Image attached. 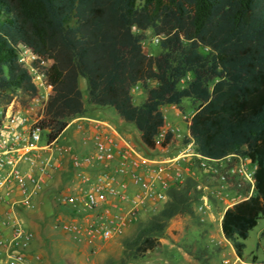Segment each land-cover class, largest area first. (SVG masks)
Instances as JSON below:
<instances>
[{
	"label": "trees",
	"instance_id": "obj_1",
	"mask_svg": "<svg viewBox=\"0 0 264 264\" xmlns=\"http://www.w3.org/2000/svg\"><path fill=\"white\" fill-rule=\"evenodd\" d=\"M148 31L159 38L156 55L142 45ZM21 48L53 61L39 124L49 144L86 112L80 78L88 105L112 108L144 149L163 127L161 106L184 113V101L195 105L186 142L196 153L211 160L238 154L256 165L253 196L226 208L220 221L224 240L244 258V241L264 218V0H0V107H25L37 94L18 61ZM136 86L146 95L139 106ZM196 185L188 177L170 188L159 210L136 223L121 242V264L155 251L174 218L200 224ZM178 247L205 264L204 247Z\"/></svg>",
	"mask_w": 264,
	"mask_h": 264
},
{
	"label": "built area",
	"instance_id": "obj_2",
	"mask_svg": "<svg viewBox=\"0 0 264 264\" xmlns=\"http://www.w3.org/2000/svg\"><path fill=\"white\" fill-rule=\"evenodd\" d=\"M155 41H159L156 36ZM142 45L144 47V41ZM18 61L27 69L37 94L25 107L13 102L0 107V191L16 185L22 195L20 203L29 205L25 182L29 180L35 192L40 189L41 180L30 173L23 174L19 165H32L34 154L49 151L53 145L48 143L47 131L39 126L46 100L52 94L46 70L53 61L28 48H21ZM93 123L96 129L102 126L99 121ZM176 131L170 126L161 127L149 151L112 129L109 134L98 132L93 152L71 159L72 168H94L98 172L93 187L84 194L64 192L59 197L60 207L72 213H87L94 220L84 227L73 223L64 229L83 235L90 242L119 236L129 224L138 220L145 203H151V208L155 209L158 203L167 201L170 188L182 185L188 177L195 179L196 173L233 193L228 198L231 202L228 207L253 196L256 165L248 157L231 154L221 160H211L196 153L192 141L172 153L165 147L173 145L178 137ZM191 170L193 174H188ZM128 181L138 188L133 196L129 194ZM245 186L248 188L246 194L241 191ZM2 200L4 198L0 197ZM31 238L30 233L17 225H13L8 237L0 235V264H27Z\"/></svg>",
	"mask_w": 264,
	"mask_h": 264
},
{
	"label": "crops",
	"instance_id": "obj_3",
	"mask_svg": "<svg viewBox=\"0 0 264 264\" xmlns=\"http://www.w3.org/2000/svg\"><path fill=\"white\" fill-rule=\"evenodd\" d=\"M136 89L142 90L140 86H136L132 89V91ZM171 108L176 110L177 113L181 115L179 110L174 106H171ZM85 109L86 112L83 116H78L70 120L67 125V127L69 125H73L75 127L74 133L71 136V139L74 142L73 146L70 145L66 148L60 147L57 149L60 155L68 152V166L63 168V164H61L59 159H55L54 163L51 162L52 158H50V154L52 147L49 151H40L39 153L34 154V162L32 165L30 163H21L19 165V170L23 174L30 173L37 180H41L40 189L35 192H33L34 185L30 183L29 180H26L25 182V188L27 190V194L29 195V205H23L20 203L22 195L19 193L16 185H11L9 188H3L0 191V197L4 198V200L0 201V235L8 237L13 225L19 226L26 233H30L32 235L27 248V264H51L52 262L57 264L59 262L62 264H77L75 261L77 258L75 253L65 248L66 245L69 247L70 244H72V242L75 240L79 243L77 246L78 252L84 260L79 261V264H104L107 259H111L113 257H118L119 259L123 256V248L121 245L122 240H116V238L119 236H115L104 242H90V240L85 236L76 235L64 229L66 225L73 223L80 227H84L87 225V223H90L94 220L87 213H72L69 209L59 206V197L61 193L67 192L70 194H84L93 187L98 176V172L95 171L94 168H72V157H81L87 153H92L95 147L98 132L109 134L112 129L119 136H123L131 140V136L119 133L115 126L108 120V118L104 116H94L98 114L105 115V108L85 105ZM190 117L191 115L186 120L187 134ZM96 121H99L102 124V126H100L98 129H96L94 126L95 124L93 123ZM119 123H123L120 118ZM104 124L108 125L111 129L107 128ZM136 139L138 143H140L141 140L139 133ZM56 144L57 141L53 143V145ZM184 146L185 145L181 142V138L177 137L173 141V145L171 144V146L165 147V149L172 153H176V151L183 149ZM148 149L150 148H146V150ZM187 173L193 174L192 170L191 172L188 171ZM128 189L131 196H133V194L137 193L138 191V188L131 185L129 181ZM40 192L49 194L57 192V199L53 200L52 203L56 210L58 208L62 211L57 212V215L54 216L53 221L47 222L41 215L30 214L29 216L27 215L29 217L28 219H23L21 218L22 214H19V212H16V215L11 216L13 209L24 212L27 208L32 207V198L37 196ZM6 193H8L7 196L5 195ZM161 204L162 203H158L157 205ZM151 210H153L151 208V203H145L141 209V212L139 213L138 220L129 224L127 227L137 223L140 220V215H143ZM55 229L59 233L54 232ZM55 243L62 245V249L58 252V254L53 251L52 245ZM118 244L119 254L114 255L116 249L112 250V246L116 247ZM164 244V241L160 239V246L155 251L163 247ZM43 245L48 247V254L51 259L50 261L52 262L45 260L44 253L42 251ZM172 247H174V245L169 243V248Z\"/></svg>",
	"mask_w": 264,
	"mask_h": 264
},
{
	"label": "rangeland",
	"instance_id": "obj_4",
	"mask_svg": "<svg viewBox=\"0 0 264 264\" xmlns=\"http://www.w3.org/2000/svg\"><path fill=\"white\" fill-rule=\"evenodd\" d=\"M159 41H155V36L150 31L146 32V39L144 40V49L149 55H156L159 51ZM190 80V76H187L179 83V87H184ZM80 89L82 92L84 105L87 104V90L84 79H79ZM132 100L135 105H140L144 102L146 95L143 90L136 89L132 91ZM183 111L179 115L176 110L171 106H161V115L163 116V127L170 126L176 131V135L181 138L182 144H185L188 138L186 120L195 110V105H192L189 101H184ZM105 115H94L104 116L115 126L117 131L121 134L131 136V140L138 143L136 129L127 124L119 123V118L112 108H105ZM165 121V122H164ZM75 127L69 125L65 131L57 139V144L52 146L50 158L51 162L54 163L55 159H59L63 168L69 164L68 152L60 155L58 148L73 146L74 142L71 139ZM195 181L197 183V190L199 192L197 203L195 204V212L199 217L200 224H196L189 217H176L169 222V225L165 231V234L161 238L164 241V246L159 250L151 252L138 264H201L194 260L191 256L187 255L178 245H184L188 247L193 253H196L199 247H204L208 250L206 253H202V257L206 260L205 264H264V218L260 219L248 235V238L244 241V258L238 259L234 253V250L230 243L226 242L222 236L220 229V221L223 212L230 205L228 198L233 195L231 192H227L215 182L206 181L199 173L195 175ZM56 193H44L40 192L37 196L31 200L32 207L21 212L17 209H13L11 216L16 215V212L21 213V218L28 219L30 215H41L45 218V221L51 222L54 220V216L57 212L62 211L53 206L52 201L57 199ZM199 207H202L201 210ZM160 205H157L155 209L140 215V220L147 219L151 213L159 210ZM28 214H27V213ZM28 215V216H27ZM67 215V214H66ZM135 224L130 225L119 235L116 240H123L130 237L134 233ZM55 226V225H54ZM54 232H57L55 229ZM59 233V232H57ZM104 242V241H103ZM169 243L173 244L174 247L169 248ZM78 241H73L69 247L66 245V249L75 253L76 262L84 261L82 256L78 252ZM61 244L55 243L52 245L53 251L58 254L62 249ZM218 248V249H217ZM116 249L115 254H119L118 246H112V250ZM44 258L50 261L49 249L47 246H42ZM209 253L212 256L209 257ZM252 257L256 258V263H252ZM111 261V262H110ZM52 262V261H50ZM135 262H127L126 264H134ZM51 264H57L52 262ZM58 264H62L59 262ZM104 264H121L120 258L113 257L107 259Z\"/></svg>",
	"mask_w": 264,
	"mask_h": 264
}]
</instances>
